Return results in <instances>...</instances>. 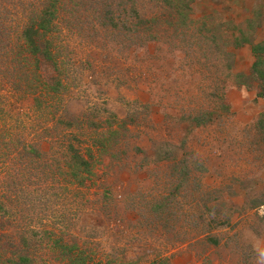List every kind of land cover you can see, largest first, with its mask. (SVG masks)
Segmentation results:
<instances>
[{"label": "rangeland", "instance_id": "374dc122", "mask_svg": "<svg viewBox=\"0 0 264 264\" xmlns=\"http://www.w3.org/2000/svg\"><path fill=\"white\" fill-rule=\"evenodd\" d=\"M48 1L0 0V261L26 229L31 264H264V78L234 52L252 25L60 0L35 69L22 31Z\"/></svg>", "mask_w": 264, "mask_h": 264}, {"label": "trees", "instance_id": "16d2710c", "mask_svg": "<svg viewBox=\"0 0 264 264\" xmlns=\"http://www.w3.org/2000/svg\"><path fill=\"white\" fill-rule=\"evenodd\" d=\"M58 1L60 0H49L47 4H44L43 7H41L38 15L35 18L29 19L27 25L22 31V36H23V39L25 40V45L23 48L25 49L26 53L30 57L33 58L35 69H38L37 64L39 60H42L43 62H47L51 65L54 64L55 66L57 64L56 62L57 57L55 56V52L52 49L53 45H52V39L50 36L54 28V20L56 17V6L59 3ZM73 1L74 0H70V2H73ZM129 1H132V0H129ZM184 2L185 3L183 7L181 6V9H183L184 11H189L190 4L188 5V2L186 1ZM79 4H80V1H79ZM77 6L78 5H72V8L76 10L75 8ZM168 8L176 10V4H173V2L170 0L168 4ZM252 52L253 54H256V55L262 52V54L264 55V44L254 45L252 47ZM257 57L258 56H256V59H255L256 61L254 60L251 65V73L254 76L260 75L261 77L264 78V70L261 68L262 64H264V61H262L260 58H257ZM23 60H26V59L23 58ZM37 83L42 86L41 87L37 86L35 91H38L39 89V92H40V93L38 92L39 96L44 95L45 92L43 91L45 89L44 87L45 84L43 82H40L39 80ZM56 85H58L59 87L62 86V84L59 82H57ZM42 98H44V96H41V99ZM67 150L70 151L67 155L68 167L74 172L75 174L74 179L81 178V175L89 176L91 174L90 161L84 158L79 153V150L74 148L72 145H68ZM27 153L28 155H30L32 162H35L36 160L38 159L40 160L42 158V156L39 154V152L34 146L30 148L29 152H27L26 150L24 151V155ZM87 157L90 158L89 153ZM0 204H1V201H0ZM27 232L28 230L24 229L23 232L19 234L20 241L18 243L16 242V244L14 242V248H15V251L13 250L14 253H11V257L9 256L10 258H6L5 260L0 261V264H31L32 263V260H31L32 253H33L32 251H35L34 248H36L38 245L37 244L31 245L29 243V240H27L28 236L26 235ZM32 232L33 230L30 231L31 234ZM3 249L4 251L7 252L6 248H3ZM10 251L12 252V250ZM69 259L75 262L73 264H106L100 261H97V262L83 261L82 253L74 254V251L69 252Z\"/></svg>", "mask_w": 264, "mask_h": 264}, {"label": "crops", "instance_id": "0c3cea01", "mask_svg": "<svg viewBox=\"0 0 264 264\" xmlns=\"http://www.w3.org/2000/svg\"><path fill=\"white\" fill-rule=\"evenodd\" d=\"M194 8H205L204 14H217L229 23H233L240 31L252 25L247 42L237 45L234 52L245 56L243 70L251 69L255 60L252 47L264 44V0H194ZM259 106L264 108V95L259 101Z\"/></svg>", "mask_w": 264, "mask_h": 264}]
</instances>
